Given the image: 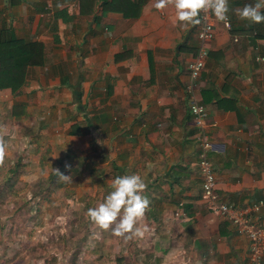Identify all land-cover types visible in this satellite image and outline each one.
I'll list each match as a JSON object with an SVG mask.
<instances>
[{"label": "crops", "instance_id": "crops-1", "mask_svg": "<svg viewBox=\"0 0 264 264\" xmlns=\"http://www.w3.org/2000/svg\"><path fill=\"white\" fill-rule=\"evenodd\" d=\"M250 3L229 0L228 29L211 12L213 38L193 86L207 113L215 193L234 207L264 199V22L237 15ZM154 4L0 0V40L38 43L43 56L17 91L0 90V125L22 128L38 163L49 144L55 160H75L71 171L105 197L115 177L141 175L153 203L142 221L158 225L142 238L150 264H250L247 239L201 200L186 106L196 25L182 27L173 7Z\"/></svg>", "mask_w": 264, "mask_h": 264}, {"label": "rangeland", "instance_id": "rangeland-1", "mask_svg": "<svg viewBox=\"0 0 264 264\" xmlns=\"http://www.w3.org/2000/svg\"><path fill=\"white\" fill-rule=\"evenodd\" d=\"M6 125L11 126L0 125V131L7 133L8 152L5 166L0 167V264L151 263L148 240L116 237L87 217V209L105 199L101 184L96 187L88 183L85 172L71 171L75 160L70 164L69 157L64 161L51 157L57 151L50 144L38 163L39 153L31 150V139L20 134L22 128ZM66 163L73 167L65 169ZM52 168L71 175L72 182L52 177ZM138 226L146 227L149 236L158 225L145 220Z\"/></svg>", "mask_w": 264, "mask_h": 264}, {"label": "clouds", "instance_id": "clouds-1", "mask_svg": "<svg viewBox=\"0 0 264 264\" xmlns=\"http://www.w3.org/2000/svg\"><path fill=\"white\" fill-rule=\"evenodd\" d=\"M169 6L175 9V22L185 28L199 24V16L202 12L211 11L221 22L227 23L229 20V0H155L154 7L157 10H164ZM237 15L241 20L251 23L264 22V0L245 4L237 9ZM6 134L5 131H0V167L5 166L8 155ZM70 167L69 164H65V169ZM52 170L58 181L72 182L71 175H66L59 168ZM146 188V182L139 174L119 175L112 180V190L104 201L96 207L87 209V217L99 229L111 230L116 237L125 239L143 237L147 228L139 227L138 224L143 220L150 206L149 199L144 195Z\"/></svg>", "mask_w": 264, "mask_h": 264}, {"label": "built area", "instance_id": "built-area-1", "mask_svg": "<svg viewBox=\"0 0 264 264\" xmlns=\"http://www.w3.org/2000/svg\"><path fill=\"white\" fill-rule=\"evenodd\" d=\"M54 1L43 0L44 8L49 9ZM199 19L200 23L196 25V53L186 66L189 78V84L186 87L188 95L186 106L192 118L193 126L197 130L195 147L198 156L197 170L201 178V200L207 211L217 214L234 228L237 235L247 239L248 262L260 264L264 257V222L260 217V214L264 212V199L242 207H234L220 201L215 193L214 175L206 156L210 147L206 134L207 113L204 106L198 102L193 94L194 82L198 79L207 56L205 45L213 38L211 11L202 12ZM222 23L224 28H229V22ZM256 61H263V59L256 58Z\"/></svg>", "mask_w": 264, "mask_h": 264}, {"label": "trees", "instance_id": "trees-1", "mask_svg": "<svg viewBox=\"0 0 264 264\" xmlns=\"http://www.w3.org/2000/svg\"><path fill=\"white\" fill-rule=\"evenodd\" d=\"M42 58L38 43L23 42L13 37L0 40V90L17 91L22 86L26 68L41 64Z\"/></svg>", "mask_w": 264, "mask_h": 264}]
</instances>
